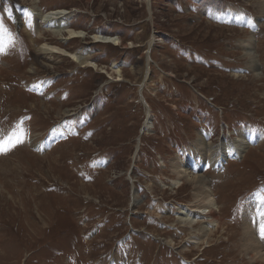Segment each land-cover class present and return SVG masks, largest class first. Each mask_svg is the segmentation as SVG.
<instances>
[{
	"label": "rangeland",
	"instance_id": "rangeland-1",
	"mask_svg": "<svg viewBox=\"0 0 264 264\" xmlns=\"http://www.w3.org/2000/svg\"><path fill=\"white\" fill-rule=\"evenodd\" d=\"M38 8L82 35L38 30ZM21 121L0 264H264V0H0V136ZM245 130L260 139L214 162ZM197 177L217 229L186 214L208 201Z\"/></svg>",
	"mask_w": 264,
	"mask_h": 264
},
{
	"label": "bare ground",
	"instance_id": "bare-ground-1",
	"mask_svg": "<svg viewBox=\"0 0 264 264\" xmlns=\"http://www.w3.org/2000/svg\"><path fill=\"white\" fill-rule=\"evenodd\" d=\"M37 12L33 14L34 17H36L37 21L40 22L38 25H36L37 29L39 30H45L48 32H51L55 38L58 40H61L64 38V34H68L70 36L69 39L75 38L77 36H81L82 34H76L74 31H69L68 27L69 26V20L72 18L71 14L66 13L65 11H52L48 13H43L40 8L36 10ZM42 35V34H41ZM97 42H101L103 38H100L99 36H96L94 38ZM104 40V39H103ZM159 42V41H158ZM105 43V42H104ZM153 45H155V39L149 42V47L153 48ZM61 49L52 47L49 45L44 46V50L46 52H51V53H60ZM64 52H61V54ZM66 54V53H64ZM79 54V53H78ZM78 54H73L71 56L68 55V57H71V59L77 63L80 66H85V67H92L91 62L89 61V58H83V56H79ZM63 55V54H62ZM251 57H253L251 55ZM150 74L148 75V77ZM151 113L150 110L147 112V119L150 120ZM152 118V117H151ZM63 135V134H62ZM239 138L233 142V144H224L223 147L218 148L214 151L216 156L218 157L217 160L215 159L214 162H219V158L227 157V155H232L234 156H241L243 153L246 152L248 147L257 141L254 142L255 138L260 139V136L258 134H254L253 132H249L247 130L242 131L239 134ZM250 138H249V137ZM61 138V134H52L49 135L46 141L41 146H51L55 144L59 139ZM63 138V137H62ZM140 143V140L138 141ZM213 153V154H214ZM231 153V154H230ZM138 155H135V159L137 158ZM216 164V163H215ZM191 185L194 187L195 190V195L197 197L202 198V200H208V201H200L201 204L196 205L200 208L201 211H187L186 214L189 215V217H195V219H202L206 223H212L216 224V229L220 227L222 224V219L218 215L220 212L218 208H216V201L213 199V193L209 186L207 180L203 177H197L194 179V181L191 183ZM205 202L206 210L203 208ZM199 203V202H198ZM203 204V206H202ZM135 205V204H134ZM203 208V210H202ZM199 210V209H198ZM192 213V214H191ZM210 221V222H208ZM192 224H194L193 221H191ZM203 224V223H202ZM204 230V229H203ZM243 235H242V241H245V245L243 246L245 251H248V254H253L251 261L253 263H257L256 259L257 258V251L256 246H255V241H258V238L254 236V234L250 231V228L246 227L243 229ZM212 233V232H211ZM257 239V240H256ZM255 240V241H254ZM258 243V242H257ZM255 254V255H254ZM262 260L264 257L261 258Z\"/></svg>",
	"mask_w": 264,
	"mask_h": 264
},
{
	"label": "snow or ice",
	"instance_id": "snow-or-ice-1",
	"mask_svg": "<svg viewBox=\"0 0 264 264\" xmlns=\"http://www.w3.org/2000/svg\"><path fill=\"white\" fill-rule=\"evenodd\" d=\"M23 121L17 125V129L13 130L5 136H0V155H7L16 147L22 145L26 141L27 132L23 127ZM264 203V200L261 201ZM261 219L264 220V212H261ZM260 237L264 239V223L259 227Z\"/></svg>",
	"mask_w": 264,
	"mask_h": 264
},
{
	"label": "water",
	"instance_id": "water-1",
	"mask_svg": "<svg viewBox=\"0 0 264 264\" xmlns=\"http://www.w3.org/2000/svg\"><path fill=\"white\" fill-rule=\"evenodd\" d=\"M142 88H143V86H142ZM143 104H145V101L143 100ZM144 106H146V105H144ZM145 128V127H144ZM145 129H143V131H144ZM143 131H142V133H143Z\"/></svg>",
	"mask_w": 264,
	"mask_h": 264
}]
</instances>
